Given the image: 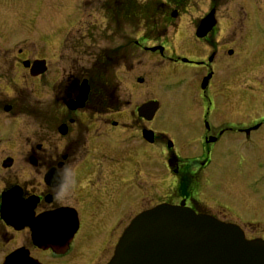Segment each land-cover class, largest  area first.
I'll use <instances>...</instances> for the list:
<instances>
[{
    "label": "flooded vegetation",
    "instance_id": "1",
    "mask_svg": "<svg viewBox=\"0 0 264 264\" xmlns=\"http://www.w3.org/2000/svg\"><path fill=\"white\" fill-rule=\"evenodd\" d=\"M172 1L176 7L171 8L170 13L165 0H150L146 4L137 0L96 3L99 10L108 14V26L97 27L91 23L94 26L92 31L74 37L75 23L72 21L70 24L69 21L66 36L60 39L61 45L63 43L68 47L62 55L61 52L55 54L61 59L60 64L54 66L51 60L40 57L39 50L29 46L26 40L30 30L42 40L38 24L39 0H0V131H8L7 138L11 134L14 142L24 125L16 122L18 118L28 110L34 118L26 139L22 138L19 144L16 141L10 147L13 153L22 155L20 160L12 154L0 161V264H51V260L58 261L61 257L68 258L71 264H89L98 256L97 249L92 246L101 240L103 248H111L114 252L121 234L135 216L164 203L186 206L198 213L236 224L249 239L264 238V224L260 220L247 222L241 216L234 218L228 213L235 214L232 206L228 210L224 205L229 203L224 201L214 204L215 208L206 205L209 191L219 182L209 170L215 164L221 168L226 163L224 158L229 157L234 173L242 175L251 157L248 151L250 144L256 148L257 142L260 144V137L257 141L253 134L260 135L264 121L243 123L237 120L227 123L222 121L221 115L224 105L240 117L246 102L241 107L239 103L252 95L253 90L249 92L245 86L249 77L246 70L248 61L245 60L244 64L240 62L242 54L238 61L225 57L228 54L232 58L244 45L231 36L225 43L218 44L214 37L221 29L224 0H210L208 9L193 24L194 32L181 35L183 44L180 46L184 50L177 51L163 30L155 33L148 28L153 19L157 20L162 9L163 16L167 14L166 22L170 17L182 18L188 12L189 5L184 4L186 0ZM84 3L87 5L86 1ZM153 5H157L154 14L151 12ZM192 6L197 8L194 4ZM210 13H213L214 23L205 33L201 22ZM251 18L241 20L246 21L248 31L255 33L250 38L255 39L256 36L259 43L260 30L256 27L260 26V19L254 17L252 21ZM119 22L135 24L137 27L133 31L141 33V36H128L112 48L96 43L94 38L98 32L103 37L111 25L118 26ZM175 29L180 31L181 25L178 24ZM190 43L197 47L202 45L204 49L198 48L194 52ZM73 44L82 48V51L75 50L77 57L83 58L80 64H87L89 56L97 59L90 67L79 68V76H73V69H68L72 68ZM129 47L159 55L160 62L167 61L168 66L175 69L202 72L195 76V83L184 72H177L188 94H193L192 100L185 102L181 108L183 113H179L185 118L187 129L190 124L195 127L192 149L186 154L189 158H184L172 139L157 127V119H165L169 115L164 104L158 103L160 107L155 116L148 119L146 115L139 114L138 109L157 99H146L138 105L136 112L130 114L124 112L125 102L115 96L113 90H108L104 71L110 65L117 68L118 64H132L133 60L129 59H133L136 51L130 52ZM154 47L157 48L152 49ZM40 63H43L44 70L35 74V64ZM217 70L227 77L239 71L241 85L233 82L231 76V80H224L223 86L217 89L215 84L212 85ZM46 74L50 80L44 77ZM255 78L260 84V77ZM84 80L89 87L87 99L82 107L72 108L73 101L80 96ZM137 81L144 85L143 77ZM35 88L36 91L47 88L50 95L48 103L38 97L29 102ZM244 96L248 97L243 99ZM174 103L171 99L169 107ZM6 119L12 121L7 123ZM14 122L17 128L9 131L7 126ZM149 145L156 147L161 158L166 156L161 173L154 165L156 161L150 162L146 158ZM226 151H231L233 155ZM7 158L12 160L5 161ZM261 159L255 178L264 182V163ZM227 172L225 178L219 176L224 181L226 194L249 205L238 189L231 192L234 181L227 184L234 178L244 188L242 178L238 174L232 177V173ZM104 178L106 183L102 187ZM139 181H144L147 186L143 189V183L138 184ZM152 195L150 206L140 209L137 205L139 198L151 196V200ZM250 202L260 209V202ZM252 223L255 225H249ZM86 237H89L88 240H85ZM86 245H89L87 256L78 257Z\"/></svg>",
    "mask_w": 264,
    "mask_h": 264
},
{
    "label": "rangeland",
    "instance_id": "2",
    "mask_svg": "<svg viewBox=\"0 0 264 264\" xmlns=\"http://www.w3.org/2000/svg\"><path fill=\"white\" fill-rule=\"evenodd\" d=\"M85 1L87 2V5H85ZM103 1L105 0H39L38 24L40 25V31H42V40L36 37V33L32 30H30L31 33L26 34L25 27L26 40L28 41L29 46L36 47L40 52L39 56L51 60L52 63H54V66L59 65V60L61 59V57L60 59H58V56H56L55 54H57L58 52L60 54L61 52L62 55L65 47H68V45L64 46L63 43L61 45V40L64 38V36H66L65 30L66 25L69 21L70 24L72 21L73 23H75L73 25L75 26L73 30L76 32L74 34V37H78V35H80L79 33L83 32L84 34H86L88 30L89 32L92 31L94 26H108V14H106L105 12L103 13L101 10H99L96 4ZM120 1L122 0H118L117 3H120ZM137 1L146 4L150 0ZM165 1H167V3L169 4L168 12L170 13L171 8L176 7V5L172 0ZM209 3L210 0H186L184 4L189 5L188 12L182 18H180L179 16L175 18L170 17L168 22H166L165 20L167 14L163 16V9L162 13L158 14V18L156 20L158 29H160L161 31L163 30V34H167V39L170 40L171 44L175 46L177 51L184 50L183 46H180L181 44H183L182 40L180 39L181 35H187L194 32L193 24L198 21L199 15L201 16L208 9ZM192 4L196 5L197 8H194ZM222 4L223 6L221 7V16L223 18L221 19V29L217 31V34L214 38L218 41V44L225 43L230 36L235 40L241 41V44H243L244 47H242V49H238L240 51L236 49L237 53H235L232 58H229L228 54L225 55L224 53V55L226 59L238 61L241 57L240 55L242 54L240 62L244 64L245 60L248 61V68L246 70L249 73V77L247 78L245 86L248 88L247 91L250 92V90H253L250 97L244 96L243 99L247 97L248 98L245 101H242L241 104L239 103L241 107V105L246 102V107L240 117H238L237 113L230 111V109L224 108L223 105V107L221 108L222 121L227 123L237 120H240L239 122L243 123H254L258 120H260V122L264 121V0H224ZM122 6H120V8ZM247 17H252V21H254V17L260 19V26L258 25L256 27V29L260 30L259 43L256 39V36L255 39H253L252 37L250 38L251 34L253 35L255 33H251L250 31H248L246 21L241 20L242 18ZM228 18L231 19V21L227 20ZM83 22L89 24V26L86 27ZM91 23H93L94 26H92ZM178 24L181 25L182 28L180 31H177L175 29ZM79 27H83L84 29L79 30ZM136 27L137 26H135V24H125L124 22H119L118 26L114 24L111 25L110 28L106 30L103 37H101L102 35L100 36V33L98 32L97 37L95 36L96 38L94 39H97L96 43H98L101 47H116L120 45V43L124 41V38L128 36H141V33L138 34L137 32L133 31V28ZM94 34L96 35V33ZM122 34L125 35L122 36ZM46 39L49 40L46 41ZM186 44H188V42ZM73 45L72 47L74 49L72 50L71 60L72 68L69 67L68 69H73V76H79L81 74V71H78L79 68L82 67L81 69H84L86 68V66L90 67V65L97 59L94 56H89L87 64H80L79 61H81L83 58L77 57L78 55L75 53V50L82 51V48L76 47V44ZM190 46L194 48V52H196L198 48L200 50L204 49L202 45H199L197 47L190 43ZM132 48L129 47L130 52L131 50H135ZM135 51L136 54L132 55L134 56L133 59L128 58L129 60H133L132 64H118L117 68H112V65H110L111 67L109 69H105L104 77L105 81L107 80V82L105 83L107 84L108 90H113L112 93L115 96L120 97L125 102V106L123 108L125 113L128 112L131 114L132 112H136V108L138 107V105L146 99L150 98L157 99V101L154 102L164 104V108L168 110L166 111V113H168L169 115H167L165 119H157V127L159 128L160 132L164 133V135H167L172 139V142L180 149V153L185 155L183 156L184 158H189L188 156H186V154H189L191 152V143H193V131L195 127L190 124L188 125L189 129H187L184 124L185 118L180 117L179 113H183V110L181 108L183 107L185 102H187L188 100H192L193 94L191 93L192 96L190 93L188 94L186 90L187 87L184 85L183 80L179 79V76H177V72H184V74H186V76L191 80L192 83H195V76L197 74H202V72L195 70L175 69L174 67L168 66V64L166 63L167 61L160 62L161 57H159V55H153L145 52L144 50H139L138 48ZM124 52L125 48L123 49V53ZM115 60H117V58H115ZM234 64L235 63H233L232 65L234 66ZM180 67L184 68L182 65H180ZM185 68L192 69L191 66H185ZM55 70L57 71L58 67ZM232 73H230V75L227 77L224 73L217 70V76L212 79V85L215 84L216 88L220 89L223 86V81L231 80L232 76V81L238 83L237 85L240 86L241 83L238 77L239 71L237 73ZM47 74L51 75L54 73ZM47 74L44 76L46 77V79L49 77V75L47 76ZM257 76L260 77V84L257 82L258 78H255ZM139 77L144 78V85L138 83L137 79ZM36 88L35 91L30 94L29 102L32 103V98L38 97L41 98L42 101L48 103V101L50 100V95L47 88L43 89L42 91H36ZM171 99L175 103L169 107L168 103H170ZM180 99L182 100L179 102ZM31 107L33 106H30L29 108ZM138 113L140 114V112ZM31 114L32 112L28 110V113L24 112L23 115L18 118L19 120L16 121L17 123L20 122L24 125L22 129L20 127V132L18 131L20 135L18 137L16 136L18 138L17 140L15 139L14 141L13 139L14 142H12L11 134H9L7 138L6 134H8V131H0V161H3V159H5V157H7L8 155L11 156L12 154H15L10 149V147H12L16 141L17 144H19L22 138L23 140L26 139L29 131L32 129L31 126L34 121V118ZM176 117H179V119H176ZM11 121V119H6L7 123ZM7 128L9 131H11V129L17 128L16 123L14 122L9 124ZM253 137L256 138L257 141L260 137V144L257 142V148L255 146H251L250 144V147L253 150L251 148L248 149L251 157L249 158V161L246 164L242 175H239L237 172L234 173V170H232V168L230 167L231 160L229 157L224 158L226 163H224L221 168H218V165L215 164L214 167L209 170L211 176L219 182H216L214 188L209 191V197L207 199L206 205L215 208L214 204H222V201H224L226 203H229V205H224V207L228 208V210L230 209V205L232 206V210L235 214L233 215V213L229 211L228 213L234 218L235 216H241L243 217L242 219L244 221L248 222L260 220V222L264 224V182H260V178H255L258 172L259 159L262 158L261 160L264 163V124L260 128V135L254 133ZM149 146L150 147H148L147 149L149 154L146 158L149 159L150 162H153L155 160L156 163H154V165L158 167L159 173H161L162 171L160 168L163 167V164H165L164 162L166 161V156L164 158H161V154L157 150H155L156 147H154L153 145ZM2 148L4 149L3 151H1ZM166 150L167 149H165V151ZM159 151L165 154L163 150ZM254 151L258 152V154L260 155L258 156V154H256ZM226 153L233 155L231 151H226ZM15 155L16 157H18L17 160H20L22 155H20V153ZM137 155L140 156L141 153H137ZM227 171H230L232 173V177L234 174H238V177L242 178L244 188H242L240 183H237L236 179L234 178L229 180L227 184L229 185L231 181H234L233 190H231V192H236L237 190L235 189H238L241 193L244 194V198L242 197V195L241 198L248 201L249 205H245L235 196L229 198V195L226 194L224 181H222L219 176L221 178H225L228 175ZM141 182L143 183L142 187L144 189V187H146L147 185L144 184V181H139L138 184ZM105 183L106 181L104 178L101 186L104 187ZM150 197L151 196L146 199L139 198V200L137 201V205L140 206V209L146 208V206H150V202L153 200L154 196L152 195L151 200H149ZM212 197L214 203H212ZM215 200H218L220 202L217 203ZM250 201L260 202V209L254 207ZM249 225L253 226L255 224L252 223ZM88 238L89 237H86L85 240H88ZM88 246L89 245H86L77 256L80 258H82V256H85L87 253L86 248ZM92 247L93 249H97L98 256L95 257V261L91 260L89 264H106V261L113 255V249L103 248V241L101 242V240ZM59 259L60 260L58 261L57 259L56 261L51 260L50 263L71 264V261H69L66 257H61ZM76 259L77 257L73 258L72 260Z\"/></svg>",
    "mask_w": 264,
    "mask_h": 264
},
{
    "label": "water",
    "instance_id": "3",
    "mask_svg": "<svg viewBox=\"0 0 264 264\" xmlns=\"http://www.w3.org/2000/svg\"><path fill=\"white\" fill-rule=\"evenodd\" d=\"M201 23L212 26L213 13ZM35 69V74L44 70L43 63ZM88 91L84 80L72 108L83 106ZM157 108V102H150L139 112L155 113ZM107 264H264V240H247L237 226L162 204L133 219Z\"/></svg>",
    "mask_w": 264,
    "mask_h": 264
},
{
    "label": "trees",
    "instance_id": "4",
    "mask_svg": "<svg viewBox=\"0 0 264 264\" xmlns=\"http://www.w3.org/2000/svg\"><path fill=\"white\" fill-rule=\"evenodd\" d=\"M114 1H116V0H114ZM156 7H157V5L155 6V5H153L152 6V13L154 14V12L156 11ZM149 29H151V31H153V32H155V33H158V32H160V29H158V25H157V23H156V20H152V24H151V26H149L148 27ZM106 82H107V80H106Z\"/></svg>",
    "mask_w": 264,
    "mask_h": 264
}]
</instances>
